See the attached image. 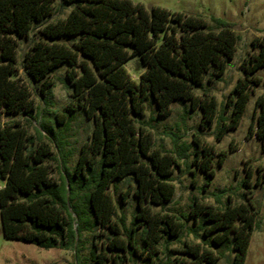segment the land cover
I'll list each match as a JSON object with an SVG mask.
<instances>
[{
    "label": "trees",
    "instance_id": "1",
    "mask_svg": "<svg viewBox=\"0 0 264 264\" xmlns=\"http://www.w3.org/2000/svg\"><path fill=\"white\" fill-rule=\"evenodd\" d=\"M68 6L69 14L56 18ZM240 40L234 24L224 19L148 9L131 0H0V209L6 238L46 250H73L78 261L83 236L90 233L97 264L107 260L105 251L114 264L135 258L157 264L162 243L168 251L187 231H204L207 247L184 243L178 264H217L229 251L235 253L234 264H245L260 225L253 201L232 205L229 197L224 209H216L194 198L189 216L198 227L190 230L176 215L156 212L174 199L173 176L182 171V162L187 164L191 150L197 170L206 176L205 188L216 177L218 153L200 135L188 144L172 134L173 149L155 147L149 130L154 118L143 120L149 106L156 105L158 116L166 117L179 102L203 112L202 130L219 122L220 142L237 130L263 82L257 73L264 68V39L253 40L259 51L246 61L245 76L229 95V122L219 116V103L207 85L222 82ZM22 45L28 50L21 55ZM136 56L145 69L138 80L126 67ZM63 65L74 106L95 124L72 171L65 165L63 136L44 126L34 137L15 119L38 114L21 72L47 98L56 85L51 75ZM256 107L249 132L264 140L263 96ZM56 118L61 125L66 117L57 113ZM71 121L68 117L66 127ZM226 157L220 153V165ZM123 180L134 182L130 225L116 212L115 193ZM105 231L107 244L99 246Z\"/></svg>",
    "mask_w": 264,
    "mask_h": 264
},
{
    "label": "rangeland",
    "instance_id": "2",
    "mask_svg": "<svg viewBox=\"0 0 264 264\" xmlns=\"http://www.w3.org/2000/svg\"><path fill=\"white\" fill-rule=\"evenodd\" d=\"M136 4H143L148 9L153 6L165 8L176 13L186 15L202 16L210 19L212 17L221 18L234 24V29L240 35L241 40L238 44L236 57L231 61L222 82L216 85H207L210 93L214 95L219 103V116L231 120L232 110L227 107L228 98L231 91L237 85L239 79L245 76V64L249 57L257 53L259 48L252 45L253 40L264 39V0H131ZM59 1L56 2V5ZM72 6H68L62 14L56 16L65 17L71 11ZM27 45H22L20 54L27 51ZM127 69L132 77L138 80L144 72L143 66L139 62V57L132 58L127 64ZM68 67L61 66L51 76L56 85L51 94L45 98L41 96L36 85L21 72V76L30 87L38 114L34 118L27 116H17L22 125L29 131V134L37 137L38 130L47 127L55 133L64 137L66 146L64 149L65 162L69 170H73L79 162L82 149L85 143L89 142L95 128L94 121L89 119L83 109L76 108V102L72 98V89L68 86L67 80ZM263 79L262 84L257 87L256 93L248 103L246 113L237 130L230 132L221 142L217 140L216 134L219 122L211 128L202 130L203 112L201 110H190L189 104L176 102L172 105V113L166 117H159L156 105L148 108L144 121H150L153 127L149 130L153 134L155 147H164L167 150L173 149L172 134L181 137V143H192L194 135H200L202 141L214 146L218 156L214 159V169L216 177L210 187L205 188L206 176L197 170L193 162V150L187 164L182 162V171L174 174V185L176 195L165 209L155 208L161 214L168 213L179 217L186 222L187 230L198 227L194 218L190 217L191 205L194 198L199 202L211 205L216 209H224L227 199L231 197L232 205H239L251 199L259 210V228L252 236L248 257L245 264H264V140L256 135H250L249 129L255 116L259 113L256 107L258 97H264V68L257 73ZM198 91V94H201ZM75 105V106H74ZM70 109L74 111L71 112ZM64 115L66 118L63 124L59 125L56 114ZM68 117H72L68 123ZM6 121V118L4 119ZM45 135V133H43ZM226 152L227 157L223 165L219 164L220 153ZM57 168H54L56 172ZM194 171L195 174H191ZM56 174V173H55ZM132 185V187L130 186ZM4 186L0 182V189ZM207 191L204 192L203 189ZM243 195H247L244 197ZM125 198V201L122 198ZM117 217L126 216L127 224L130 225L135 216L136 200L134 198V182L123 180L118 185L115 193ZM188 217V221L185 217ZM101 233V229L97 230ZM98 239L99 246L104 242L107 244L108 232H104ZM204 231L198 234L187 231L181 242L173 243L169 246L172 256L168 257L165 244L159 247V260L157 264H178L177 258L180 257L179 251L184 250V243L204 244ZM140 244L145 246L143 233L138 235ZM93 238L90 233H85L82 239L78 261L73 250L61 249H42L33 244L21 243L6 238L4 234L1 209H0V264H97L91 256ZM107 257L104 264H114L110 252L105 251ZM218 252V251H217ZM216 252V253H217ZM101 250L99 249V254ZM235 253L229 251L225 258L217 264H234ZM142 258L133 260L126 259L123 264H143Z\"/></svg>",
    "mask_w": 264,
    "mask_h": 264
}]
</instances>
